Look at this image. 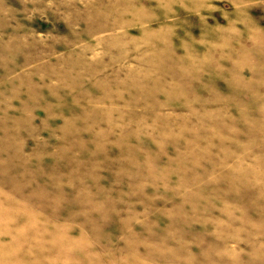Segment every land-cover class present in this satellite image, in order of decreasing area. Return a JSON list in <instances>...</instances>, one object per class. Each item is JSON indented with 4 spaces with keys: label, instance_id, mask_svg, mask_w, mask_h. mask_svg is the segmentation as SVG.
<instances>
[{
    "label": "rangeland",
    "instance_id": "rangeland-1",
    "mask_svg": "<svg viewBox=\"0 0 264 264\" xmlns=\"http://www.w3.org/2000/svg\"><path fill=\"white\" fill-rule=\"evenodd\" d=\"M0 264H264V0H0Z\"/></svg>",
    "mask_w": 264,
    "mask_h": 264
},
{
    "label": "bare ground",
    "instance_id": "bare-ground-1",
    "mask_svg": "<svg viewBox=\"0 0 264 264\" xmlns=\"http://www.w3.org/2000/svg\"><path fill=\"white\" fill-rule=\"evenodd\" d=\"M76 20H77V19H76ZM114 24H115V23H114ZM74 25H75V24H74ZM8 71H10V70H8ZM47 71H48V70H47ZM6 73H7V72H6ZM60 89H61V88H60ZM67 96H68V94H67ZM67 96H66V97H67ZM54 99H55V98H54Z\"/></svg>",
    "mask_w": 264,
    "mask_h": 264
}]
</instances>
